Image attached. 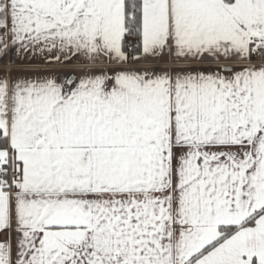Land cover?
<instances>
[{"label": "snow or ice", "instance_id": "1", "mask_svg": "<svg viewBox=\"0 0 264 264\" xmlns=\"http://www.w3.org/2000/svg\"><path fill=\"white\" fill-rule=\"evenodd\" d=\"M0 264H264V0H0Z\"/></svg>", "mask_w": 264, "mask_h": 264}]
</instances>
